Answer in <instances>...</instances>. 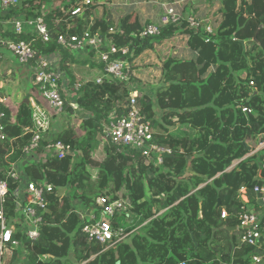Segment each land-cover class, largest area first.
<instances>
[{"label": "trees", "instance_id": "1", "mask_svg": "<svg viewBox=\"0 0 264 264\" xmlns=\"http://www.w3.org/2000/svg\"><path fill=\"white\" fill-rule=\"evenodd\" d=\"M17 1L3 19L36 18L46 8V0ZM220 2L222 21L213 34L205 35L199 28L192 30L182 23L197 57L164 64L162 86L155 95L156 106L163 112L160 121L154 120L151 99L138 94L137 105L151 121L156 141L172 151L164 156L161 166L147 165L135 151H117L103 136L102 126L109 116L120 117L127 110L125 82H87L76 99L77 109L65 105L70 117L78 111L81 118L72 119L55 140L77 155L31 162L26 173L32 181H47L66 188L71 195L60 201L52 199L51 214L44 215L39 238L27 243L28 264H69L60 258H67L70 249L75 260L87 261L85 264L250 263L252 249L246 245L238 248V230L229 232L226 228L239 225L243 207L240 190L244 188L248 204L255 205L254 188L264 186V147L258 149L264 141V0ZM97 5L91 0L81 18L58 9L46 13L51 42L37 44L39 50L60 55L63 70L69 72L66 63L78 61L56 45L65 33L81 34L89 29L106 38L114 49L128 47L130 53L149 40L161 43L165 33L176 29L169 25L159 36L140 39L142 28L136 20L130 24L127 16L110 33L104 20L90 23ZM242 107L253 113L245 115ZM14 108L8 102L0 105L6 123L14 112V125L7 128L9 138L15 140L8 154L10 163L24 157L21 149L29 136L20 138V134L23 127L31 125L32 115L28 104H19L16 112ZM100 145L102 160L98 162L94 157ZM9 185L12 190L16 186L12 181ZM102 197L128 204L135 217L127 231L148 220L149 225L132 234L129 242L105 251L100 245L87 244L68 198L78 200L86 210H95L96 200ZM120 218L125 217L117 219L116 227ZM51 252L60 258H49ZM40 257L44 260H38Z\"/></svg>", "mask_w": 264, "mask_h": 264}, {"label": "built area", "instance_id": "2", "mask_svg": "<svg viewBox=\"0 0 264 264\" xmlns=\"http://www.w3.org/2000/svg\"><path fill=\"white\" fill-rule=\"evenodd\" d=\"M17 3V0H0V50L9 52L19 64L27 66L29 74L34 76L33 82L38 88L39 95L48 104L50 111L39 104H31V125L23 127L20 134V138L29 136L21 149L24 157L10 163L7 161L8 154L15 140L9 138L7 128L8 125H14L13 112L11 111V119L6 123V114L0 110V264H28L27 243L32 244L39 238L40 229L45 225L44 215L51 214L49 206L52 199L60 201L67 197L66 188H57L44 180L32 181L26 173V166L31 162L47 160L50 156L77 155L68 145L55 140L51 128L54 120L63 115L69 116L65 111L66 104L74 110L77 109L76 99L82 86L87 83L73 80L70 73L63 70L64 64L60 55H49L39 50L37 44L47 45L51 42L45 10L36 18L24 16H14L8 20L2 18ZM90 5L91 0H78L69 9L64 11L66 6L63 5L59 10L71 17L81 18ZM163 10L164 13L158 23L147 24L142 28L140 39L159 36L162 28L182 25L183 22L192 30L199 28V22L195 18L184 19L173 7L166 5ZM109 32L112 33L113 29L109 28ZM213 32L211 26L203 29L205 35H211ZM56 45L60 50L69 53L85 52L88 60L101 68L102 75L94 81L95 84H101L105 79L126 83L127 110L120 117L114 114L109 116L108 122L102 126L103 136L117 151H135L147 165L152 163L161 166L164 156L171 155L172 151L156 141L151 121L142 115L137 105L139 93L135 89H130L131 71L125 61L129 48L114 49L106 38L89 29L81 34L65 33L57 38ZM115 54L119 56L114 57ZM6 102V97L0 98V105ZM241 110L245 115L253 113L247 107H242ZM75 114L80 115L78 111H75ZM262 147L264 141L259 144L258 149ZM19 172L22 173L23 181ZM148 174L152 176L150 172ZM11 181L16 185L13 190L9 185ZM254 192L264 194V186L255 187ZM239 193L241 200L246 202V190L242 188ZM96 205L95 210L89 209L86 212L71 209L80 221V234L87 244L100 245L105 251L127 242L137 231L136 229L127 231L123 224L119 223L116 227L117 219L122 216L126 218V226L133 222L135 214L126 202L102 197L96 200ZM221 218H226L225 211L221 213ZM238 228L240 245L252 249L249 264H264V220L248 210L245 203L239 216L237 230ZM18 233L21 234L19 238ZM93 258L94 255L90 260ZM38 260L44 258L40 257Z\"/></svg>", "mask_w": 264, "mask_h": 264}, {"label": "crops", "instance_id": "3", "mask_svg": "<svg viewBox=\"0 0 264 264\" xmlns=\"http://www.w3.org/2000/svg\"><path fill=\"white\" fill-rule=\"evenodd\" d=\"M76 1L78 0H52V3L54 4L53 7L43 6L46 7L43 9L48 14L52 13V11H55L56 9L59 10L61 7H63V5L67 7L68 4L72 2L74 3ZM95 2H98V5L91 13L90 23H93L94 20L102 19L104 20V23H106V26L113 29V32L118 29L121 20L127 16H130V24L136 20L141 28L147 24L158 23L160 16L164 13L163 8L166 5L173 7L176 13L180 14L184 19L190 17L195 18V20L199 22V29L202 32L206 26H211L215 31L222 21V5L220 0H95ZM175 27L176 29L174 31L169 30V34H164L165 37L161 43L154 40H149V42L139 45L136 50L131 51L125 58V61L131 71L130 89H135L139 94L141 93L143 95H147L151 99L154 120L157 121L161 120V115L163 112L160 111L156 106L157 100L155 95L157 88L162 86L161 79L163 75L164 64L167 62V60L193 61L197 57V53L188 45L189 33L186 31L187 29H185L182 25ZM5 54L6 52L4 50H0V59L4 58L8 60V64L10 66H14L8 59V56L5 57ZM75 59L79 64L69 62L70 64H73V66H71L73 70L74 68L81 65L80 70L88 69L87 71L90 70V73L82 76V70H79L76 71V73H72L73 76L81 78L83 77V81L86 82H94L98 78L96 76L102 75L100 68H89V65H87V61L89 62L88 56H86L85 53L77 54ZM15 69L20 70L19 68ZM23 70L26 74H29L27 69ZM8 74H12L11 69L9 70ZM2 84L3 82L0 81V90L3 89ZM30 95L31 96L28 98V105L31 106L32 103L39 104L44 109L50 111L48 104L35 89L31 90ZM4 97L7 98L6 95L1 96L0 98ZM23 102L24 100L21 101V103ZM9 105H12V103H9ZM14 106V111L16 112L18 105L14 104ZM60 122L61 120H59V122H56V120L52 122L51 134L54 132L52 136L60 133L58 129L56 133L54 130L55 124ZM65 129H67V127L63 128L62 131ZM235 164L236 163L233 165ZM242 201L246 204L248 210L253 211L260 219H264V200L259 202L257 198L255 205L248 204V199H246V202L244 200ZM70 206L74 208V211L86 212V209L79 203L78 200H72V202H70ZM149 222V220L145 221L139 227H135L133 229H136L137 231L139 230L141 232L143 231V228L149 225ZM239 239L240 230L238 228V248L241 246Z\"/></svg>", "mask_w": 264, "mask_h": 264}, {"label": "rangeland", "instance_id": "4", "mask_svg": "<svg viewBox=\"0 0 264 264\" xmlns=\"http://www.w3.org/2000/svg\"><path fill=\"white\" fill-rule=\"evenodd\" d=\"M53 5L54 4L52 3V0H46L43 3V6H48V7H53ZM5 52H6L5 57L8 56V59L11 61V63L14 66H10L8 64V60H6L4 58L0 59V64L2 63L0 66V81L3 82V84H2L3 89L0 90V97L6 95L7 100H8L7 101L8 104L12 103V105H14V104L19 105V104H21L22 100L28 99L31 96L30 95L31 90L35 89L37 92H39V91H38L37 86L32 81V76L30 74H26L23 70V69H27L26 68L27 66L19 64L17 62V60L15 59V57H13V55H11L7 51H5ZM82 53H85V52H78V53L72 52L71 54L76 56L77 54H82ZM76 64H79V63H76ZM87 65H89V68L94 67L89 62L87 63ZM66 66H67V68H69V73H71L70 75H72V76H73L72 73H76V71H79L81 68V65H79L78 67L74 68V70H73V68L71 67V66H73V64H70V63H68ZM15 68H19L20 70H16ZM10 69L12 70L11 75L8 74ZM81 70H82V73H81L82 76H85L86 74L90 73L89 72L90 70L87 71L88 69L87 70L81 69ZM99 76H96V77H99ZM82 78L73 76V80L77 79V80L83 81L84 78L83 79ZM77 118L80 119L81 116L79 114L78 115L74 114L72 117H67L66 115L61 116V118L56 120V122H59V120H61V122H60L61 124L60 123L55 124V129H54L55 133H56L57 129L61 132L63 128L69 126V123L71 122L72 119H77ZM53 134H54V132H53ZM54 137H56V135ZM102 149H103V147L101 145L98 146V153H96L95 157H94L95 161L99 162L102 160V155H101ZM18 167L20 168L19 165H18ZM19 168H18V171H19ZM19 174H20L21 181H23L22 173L19 172ZM91 174H92V176H95L94 173H91ZM67 193H68V196L71 195V193H69L68 191H67ZM68 199H69V202H72V199H70V198H68ZM70 208L74 209L72 206H70ZM122 224H123L124 228H126V230H127L128 226H126L125 218L119 219V225H122ZM128 241H129V239L127 240V242ZM57 247H59V246H57ZM48 257L54 258V259L60 258V257H57L52 252L48 255ZM65 259L67 261H69V264H80L81 263V262L75 260V258L73 257L72 249H70L69 256L67 258H63V257L60 258V260H61L60 262H64L63 260H65Z\"/></svg>", "mask_w": 264, "mask_h": 264}, {"label": "water", "instance_id": "5", "mask_svg": "<svg viewBox=\"0 0 264 264\" xmlns=\"http://www.w3.org/2000/svg\"><path fill=\"white\" fill-rule=\"evenodd\" d=\"M32 81H34V76H32ZM23 103L28 104V99H25ZM263 197H264V194H262V193H258L257 194V198H258L259 202L262 201V198ZM226 229L229 232L237 231V228L236 227H234V228H226ZM117 264H119V263H117Z\"/></svg>", "mask_w": 264, "mask_h": 264}]
</instances>
